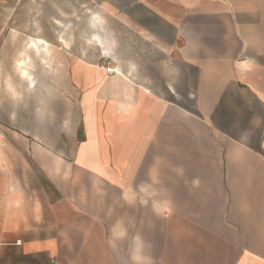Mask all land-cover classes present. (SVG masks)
<instances>
[{
    "label": "crops",
    "instance_id": "0c3cea01",
    "mask_svg": "<svg viewBox=\"0 0 264 264\" xmlns=\"http://www.w3.org/2000/svg\"><path fill=\"white\" fill-rule=\"evenodd\" d=\"M89 1L195 70L192 107L77 61L66 127L0 115V264H264V0Z\"/></svg>",
    "mask_w": 264,
    "mask_h": 264
},
{
    "label": "rangeland",
    "instance_id": "374dc122",
    "mask_svg": "<svg viewBox=\"0 0 264 264\" xmlns=\"http://www.w3.org/2000/svg\"><path fill=\"white\" fill-rule=\"evenodd\" d=\"M77 61L140 77L175 103L192 107L188 93L195 70L89 0H0L2 119L6 112L28 131L66 127L68 116L79 114L80 90L69 80Z\"/></svg>",
    "mask_w": 264,
    "mask_h": 264
},
{
    "label": "built area",
    "instance_id": "2783aa9c",
    "mask_svg": "<svg viewBox=\"0 0 264 264\" xmlns=\"http://www.w3.org/2000/svg\"><path fill=\"white\" fill-rule=\"evenodd\" d=\"M106 73H107L108 75H112V74L114 73V71H113L112 69H110V68H107V69H106Z\"/></svg>",
    "mask_w": 264,
    "mask_h": 264
}]
</instances>
